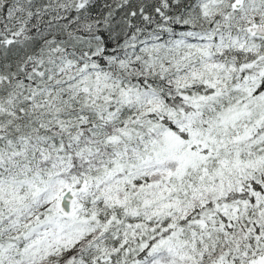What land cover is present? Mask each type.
Segmentation results:
<instances>
[{
  "label": "snow or ice",
  "instance_id": "6c2138e0",
  "mask_svg": "<svg viewBox=\"0 0 264 264\" xmlns=\"http://www.w3.org/2000/svg\"><path fill=\"white\" fill-rule=\"evenodd\" d=\"M0 264H264V0H0Z\"/></svg>",
  "mask_w": 264,
  "mask_h": 264
}]
</instances>
